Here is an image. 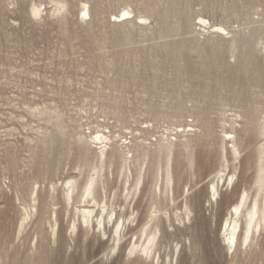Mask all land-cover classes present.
Segmentation results:
<instances>
[{
	"label": "rangeland",
	"instance_id": "374dc122",
	"mask_svg": "<svg viewBox=\"0 0 264 264\" xmlns=\"http://www.w3.org/2000/svg\"><path fill=\"white\" fill-rule=\"evenodd\" d=\"M57 1L65 3L63 10L55 8ZM57 1L0 0V264H264V228L236 257L222 238L232 203L243 188L253 191L264 136L259 119L264 117V0ZM84 4L89 16L83 17ZM33 5L41 8L37 16L30 12ZM124 7L147 23L114 22ZM199 16L226 31L207 32ZM45 106L51 110L39 116L35 108ZM80 108L91 114L90 130L97 123L108 125L98 129L111 137L109 145L129 137L125 126L136 128L146 120L149 128L137 136L151 141L154 150L174 129L192 128L189 154L175 150L173 173L178 191L191 187L194 216L186 225L167 227L174 233L161 239L159 261L158 253L154 261L127 254L135 234L112 250L111 223L103 235L97 228L86 231L81 220L80 230L71 234L70 215L59 211L60 204L59 228L52 234L43 186L50 179L60 182L52 176L55 168L65 167L60 179L67 169L75 173L71 168L87 145L65 133L76 132L70 118L79 119ZM57 111L63 114L58 128L43 120ZM39 126L49 131L44 147L34 130ZM226 132L238 140L240 163L233 188L224 186L211 206L208 185L221 168L218 152ZM100 145L95 143L97 149ZM40 169L47 173L40 209L20 230V201L28 200L29 177ZM147 197L134 212L140 224Z\"/></svg>",
	"mask_w": 264,
	"mask_h": 264
},
{
	"label": "bare ground",
	"instance_id": "6f19581e",
	"mask_svg": "<svg viewBox=\"0 0 264 264\" xmlns=\"http://www.w3.org/2000/svg\"><path fill=\"white\" fill-rule=\"evenodd\" d=\"M56 3H59V6L55 7L59 11L65 8V3L62 1H57ZM40 9L39 6L33 5L30 12L34 16H37L42 12ZM80 12L83 17L89 16L88 6L84 4ZM113 17L114 22L120 24L133 21V19H135L137 25L147 23L146 17H138L134 14V10L129 9V7L122 8L119 14ZM198 20L201 28L203 27L207 32L221 34L226 31L222 25L211 24L208 19L202 16H199ZM35 110L39 115L49 112L51 108L45 106L41 109L35 108ZM75 113L80 114L79 119L72 116L70 121L75 123V128L72 129H77L78 131L76 130L73 135L72 132L71 134H65L76 138L77 141H82L87 146L84 149V153H80L82 155H80L76 166L71 168L75 171L73 175L69 174L70 170L67 169L65 176L60 179V175L64 173L65 167L61 169L55 168L52 176H58L57 179L60 182L58 183L50 179L49 184L43 186L46 197L49 198L46 207L50 213L47 219L49 220L52 234L57 232L59 228V211H63L66 214L69 213L71 222L68 230L71 234L78 232L83 223L87 227L86 231L90 232L92 230L94 233L95 228H97L99 232L105 235L107 231L109 232L107 226L111 223L112 229L110 233L113 234L112 250L115 251L117 244L128 234H135L132 236L136 238L132 242L130 241V245L126 248L127 254L130 256L144 255L146 259L149 257V259L152 258L154 261L155 255L158 253L156 260L159 261L158 259L161 256L159 246L162 247L165 242L163 237L168 239L174 233H168L167 227L175 229L178 225H186L187 221H191L194 216L193 196L189 192L191 187L185 189V186H183L178 191L173 173L175 150L181 155L183 154L181 150L185 151L187 155L189 154L191 149L189 135L193 131L192 128L185 129L183 127L182 129H174L173 133L166 137L165 143L157 141L159 146L154 150L151 141L147 142L146 138H142L141 135L137 136L140 131L149 128L150 120H146L143 122L145 125L141 124L136 128L125 126L124 128L129 129L127 133L129 137L122 135L109 145L107 142L112 141L111 137L105 134V131L98 129L101 126L105 129L108 125H99L97 123L96 129L90 130V127L87 126V121L91 117L89 111L87 112V109L80 108ZM62 116L61 111H57L54 112L53 117L47 119L44 117L43 120L47 123L51 122L58 128L56 125L61 121ZM51 119L55 120L51 121ZM56 119L59 120L57 121ZM259 119L262 120L261 134L264 135V117H259ZM62 122L66 125L64 120ZM113 126L115 125L113 124ZM34 130L36 134L40 135L38 140H41L43 147L45 143L47 145L46 139L48 138L45 139V137L48 128L39 126ZM107 131L110 132V130ZM181 139H184L185 142L177 144ZM50 141L53 143V139ZM96 142L101 144L98 149L95 146ZM261 142L258 148V160L253 176V191H250L246 187L243 188L238 198L232 203V208H230L222 227V238L227 248L232 250L233 257L249 249L253 243L255 234H260V231L264 228V136ZM220 143L218 153L221 160V168L210 180V185H208V201L211 206L213 203H218L217 197L221 195L224 186H231V189L233 188L237 166L240 163L238 158L241 150L239 149L238 140L230 136L229 132H226V136L221 139ZM92 145L95 147L94 149H91ZM41 147L39 146V148ZM31 149L33 148L31 147ZM30 156L32 157L31 154ZM237 159L238 162L236 163ZM16 161H18L17 158ZM194 173L192 172L191 175H194ZM45 174L47 173L40 169L39 173L37 172L32 175V178L29 177L30 180L27 179L30 181L28 187L29 198L25 202L20 201V205L22 206V219L19 224L20 230H24L29 224L28 221L32 220L33 213H38L40 209H38L37 203L42 189V182L46 178ZM149 175L152 179H149ZM111 178L112 183L110 182ZM23 181L27 182L26 180ZM112 188L114 190L111 191ZM146 195H148V208L144 220L140 224L139 218L134 212L138 210L141 200ZM113 197L122 198L123 201L121 200L122 202H118L117 204ZM55 198L57 202L54 201ZM179 198L182 199L177 203ZM133 201L135 202L131 206ZM57 204H60L59 211L56 209ZM171 206L172 209L170 210ZM134 220H136V223L132 227L130 223H133ZM176 221L177 224L175 223ZM167 223L168 226H166Z\"/></svg>",
	"mask_w": 264,
	"mask_h": 264
}]
</instances>
